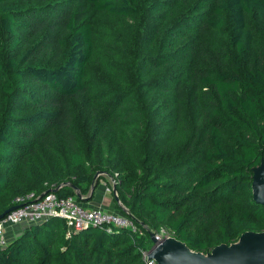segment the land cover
Returning <instances> with one entry per match:
<instances>
[{
    "label": "trees",
    "instance_id": "1",
    "mask_svg": "<svg viewBox=\"0 0 264 264\" xmlns=\"http://www.w3.org/2000/svg\"><path fill=\"white\" fill-rule=\"evenodd\" d=\"M160 3L0 0V215L60 185L90 198L100 171L144 232L51 217L0 264H146V228L202 253L264 231V0H213L193 43Z\"/></svg>",
    "mask_w": 264,
    "mask_h": 264
},
{
    "label": "water",
    "instance_id": "2",
    "mask_svg": "<svg viewBox=\"0 0 264 264\" xmlns=\"http://www.w3.org/2000/svg\"><path fill=\"white\" fill-rule=\"evenodd\" d=\"M252 193L254 200L264 205V158L252 168ZM102 172L98 171L91 183V192L95 189V181ZM68 184V183H66ZM61 186V185H60ZM60 186L53 189L57 192ZM74 194L85 201L89 197H82L80 191L71 185ZM48 191L42 193L39 198L45 196ZM115 201L123 208V211L132 219L134 216L119 202L115 187L112 189ZM18 205L10 207L0 215V220ZM135 220V219H134ZM152 246L147 250L148 259H153L156 264H264V231H247L241 234L238 240L229 245L220 244L208 253L191 250L184 242L175 237H157L155 231L146 228Z\"/></svg>",
    "mask_w": 264,
    "mask_h": 264
},
{
    "label": "built area",
    "instance_id": "3",
    "mask_svg": "<svg viewBox=\"0 0 264 264\" xmlns=\"http://www.w3.org/2000/svg\"><path fill=\"white\" fill-rule=\"evenodd\" d=\"M111 184L105 190L113 196L112 189L115 179L110 177ZM40 196V195H39ZM35 193L30 192L24 196L15 198L18 205L14 210L8 212L0 220V246H4L7 242L5 236V228L7 225H29L40 223L51 217L63 218L67 226V234L71 231L83 230L87 227L97 226H118L130 229L138 235H144L142 229L136 224L126 213L119 210H103L99 208H87L81 204L80 199L75 195L58 196L56 192L48 191V193L39 198ZM82 197H85L81 195ZM157 237L163 236L155 231ZM143 259L146 264H156L153 259H148L147 250L142 252Z\"/></svg>",
    "mask_w": 264,
    "mask_h": 264
},
{
    "label": "rangeland",
    "instance_id": "4",
    "mask_svg": "<svg viewBox=\"0 0 264 264\" xmlns=\"http://www.w3.org/2000/svg\"><path fill=\"white\" fill-rule=\"evenodd\" d=\"M164 1L169 2L167 3V5H169L170 3L176 4L174 8L168 10L165 9L162 13V16L164 15L167 19L165 20L167 27L171 26V24L176 21H184L183 23L186 24L187 33L184 35L185 37L184 39L182 38V40L183 41L186 40L187 43L199 42L203 40L204 37L201 35L202 33L201 31H203L201 28L202 20L199 21L201 17L197 15V13H203L205 10L209 9L212 6L213 0H164ZM157 2L160 3V0H157ZM163 5L165 4L160 3V6ZM188 21L190 22L188 23ZM102 177L103 179L99 181V184L102 181V184L106 182L107 186H110L111 184L110 177L106 175H103ZM104 191L106 192L105 183H104ZM112 211H115V209ZM156 232L160 233L163 236L167 235L169 238L171 237L173 238V236L170 235V232L165 229H161ZM149 246H152L151 240L149 242Z\"/></svg>",
    "mask_w": 264,
    "mask_h": 264
},
{
    "label": "crops",
    "instance_id": "5",
    "mask_svg": "<svg viewBox=\"0 0 264 264\" xmlns=\"http://www.w3.org/2000/svg\"><path fill=\"white\" fill-rule=\"evenodd\" d=\"M89 197V194L87 195ZM81 204L87 208H99L103 210H117L115 208V200L111 194L104 191V183L102 181L98 184L97 188L92 192L91 197L85 201H81ZM24 225H7L5 228V236L7 239L17 236Z\"/></svg>",
    "mask_w": 264,
    "mask_h": 264
}]
</instances>
